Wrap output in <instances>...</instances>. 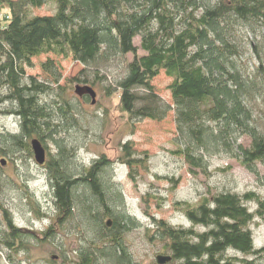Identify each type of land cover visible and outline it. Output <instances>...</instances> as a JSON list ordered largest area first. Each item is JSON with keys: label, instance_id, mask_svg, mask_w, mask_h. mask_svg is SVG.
Listing matches in <instances>:
<instances>
[{"label": "trees", "instance_id": "trees-1", "mask_svg": "<svg viewBox=\"0 0 264 264\" xmlns=\"http://www.w3.org/2000/svg\"><path fill=\"white\" fill-rule=\"evenodd\" d=\"M49 1L0 0V13L9 12V25L0 26V110L18 118L21 129L19 135L2 136V140L17 153L31 152L33 138L42 145L51 139L57 146L48 171L54 182L58 221L63 224L72 219L81 205V216L95 226L97 242L103 245L98 248L94 242L91 252H81L80 264L101 260L137 264L122 241L135 222L125 212L116 214L125 206L122 193H117L118 186L101 179L107 161H98L79 175L64 164L75 154L56 141L58 127L53 124L59 114L60 122H75L71 108L64 105L56 113L40 102L42 95L61 88V76L54 79L53 86L28 77L26 69L34 67V58L50 53L82 65L105 64L131 54L129 72L119 85L121 113L158 122L167 118L173 107L160 100L151 85L165 71L174 79L170 90L179 134L176 154L185 159L189 172L195 176L197 171L206 173L208 157L225 155L260 176L264 133L258 125L256 103L264 99V0H56L54 16L29 17L30 9L42 8ZM137 37H141L144 55L134 44ZM247 56L252 69L241 64ZM42 68L55 76L53 62ZM139 88L146 94L138 93ZM243 138L251 140L250 147L240 141ZM123 151L129 167L142 163L134 159L131 144ZM79 188L83 190L78 198ZM252 202L259 205L255 213L246 206ZM176 208L190 221V229L154 220L155 237L172 253L171 262L255 264L228 259L226 254L230 250L254 254L249 226L257 216L264 218V199L257 194L222 193L203 198L196 206L187 202ZM2 212L9 237L23 246V231ZM106 218L113 222L111 229ZM199 227L205 231L198 232ZM53 233L51 228L41 236ZM1 244L14 249L8 241Z\"/></svg>", "mask_w": 264, "mask_h": 264}, {"label": "rangeland", "instance_id": "rangeland-1", "mask_svg": "<svg viewBox=\"0 0 264 264\" xmlns=\"http://www.w3.org/2000/svg\"><path fill=\"white\" fill-rule=\"evenodd\" d=\"M57 11V1L50 0L42 8L30 9L29 17L54 16ZM8 15L6 9L0 13L2 28L9 25ZM134 44L140 48V55H144L140 47L141 37H137ZM132 61L133 56L128 54L105 64L82 65L73 58L50 53L34 58V67L27 68L26 74L40 83L47 82L53 86L54 79L61 76V88L54 87V92L42 95L40 102L51 106L56 113L64 105L71 108L75 122L71 125L60 122L59 114L53 124L58 127L54 135L56 141L75 154L74 158L65 161V166L79 175L98 161H107L108 167L101 173V179L118 186L117 193L121 191L125 201L124 208L117 210L116 214L119 216L125 212L135 222L129 231L124 232L123 244L137 264H158V255L171 256L172 253L164 242L156 239L154 220L188 230L192 224L176 204L188 202L196 206L203 198L212 199L222 193L244 196L253 192L263 200L264 167L258 165L260 176H257L230 157L218 155L207 158L209 168L206 173L197 171V176L192 175L185 159L176 154L179 134L170 90L174 79L169 78L165 71H161L151 85L158 98L173 107L167 118L162 122L131 119L120 112L118 106L122 92L119 85L127 77L128 65ZM49 62H53L55 76L42 68ZM241 64L252 69L248 56ZM77 86L91 87L97 93L96 105L92 104L89 96L79 98L75 94ZM136 91L146 94L140 88ZM256 108L258 125L264 133V99L256 103ZM20 133V120L0 110V161L8 162L6 166L0 162V242L8 241L14 248L0 245V264H80L81 252H91L94 242L98 248L103 246L97 242V229L81 216V205L72 219L63 224L58 221L54 182L48 171L50 158L58 153L57 146L51 139H46L43 144L46 163L40 166L32 148L31 152H13L2 140V136ZM240 141L245 147H250L251 140L243 138ZM128 144L132 146L134 159L142 162L134 164L133 168L124 163L123 148ZM81 190L78 189L77 197L82 195ZM246 206L251 213L259 209L256 202ZM2 210L13 225L23 231V246L9 237L10 230ZM108 220L106 218L105 223ZM249 227L254 238V254L246 256L230 250L226 258L236 257L264 264V218L257 216ZM51 228L54 236H41ZM196 230L205 231L201 227ZM97 264L113 263L101 260Z\"/></svg>", "mask_w": 264, "mask_h": 264}, {"label": "water", "instance_id": "water-1", "mask_svg": "<svg viewBox=\"0 0 264 264\" xmlns=\"http://www.w3.org/2000/svg\"><path fill=\"white\" fill-rule=\"evenodd\" d=\"M75 94L79 98H84L85 96H89L92 100V104L96 105V98H97V93L94 92V90L89 87V86H77L75 89ZM31 148L34 152V157L37 163L40 166H44L46 163V149H44L42 143L38 139L32 140L31 143ZM2 166H6L8 162L6 160H1L0 161ZM113 222L111 220L107 221V227L112 228ZM56 259V258H55ZM156 261L158 264H169L172 261V257L170 255L165 256V255H158L156 258Z\"/></svg>", "mask_w": 264, "mask_h": 264}]
</instances>
